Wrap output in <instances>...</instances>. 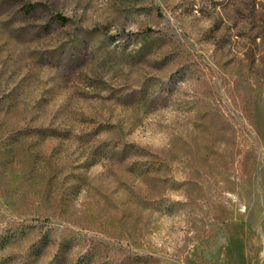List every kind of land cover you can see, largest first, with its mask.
Masks as SVG:
<instances>
[{"label":"rangeland","instance_id":"rangeland-1","mask_svg":"<svg viewBox=\"0 0 264 264\" xmlns=\"http://www.w3.org/2000/svg\"><path fill=\"white\" fill-rule=\"evenodd\" d=\"M0 264H264V0H0Z\"/></svg>","mask_w":264,"mask_h":264},{"label":"trees","instance_id":"trees-1","mask_svg":"<svg viewBox=\"0 0 264 264\" xmlns=\"http://www.w3.org/2000/svg\"><path fill=\"white\" fill-rule=\"evenodd\" d=\"M12 236H13V235H12ZM14 236H15V234H14ZM41 240H42V243H43V244H42V248H43V247H45V246L47 245L48 241H47V238H44V237H43V239H41ZM37 251H38V250H37Z\"/></svg>","mask_w":264,"mask_h":264}]
</instances>
